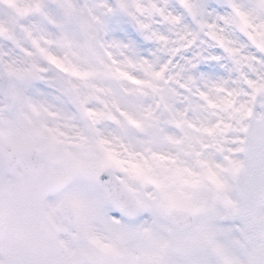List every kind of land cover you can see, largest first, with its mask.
Returning <instances> with one entry per match:
<instances>
[{
    "label": "rangeland",
    "instance_id": "rangeland-1",
    "mask_svg": "<svg viewBox=\"0 0 264 264\" xmlns=\"http://www.w3.org/2000/svg\"><path fill=\"white\" fill-rule=\"evenodd\" d=\"M206 29L222 48L205 47ZM2 69L16 103L0 95V145L35 144L55 160L65 187L44 204L66 254L80 264H248L253 244L227 210L264 88V0H0ZM105 166L132 191L134 220L113 214L95 178ZM65 202L75 226L57 211ZM178 208L195 215L188 231L172 221ZM111 242L126 252L106 250ZM183 243L195 257L179 254Z\"/></svg>",
    "mask_w": 264,
    "mask_h": 264
},
{
    "label": "water",
    "instance_id": "water-1",
    "mask_svg": "<svg viewBox=\"0 0 264 264\" xmlns=\"http://www.w3.org/2000/svg\"><path fill=\"white\" fill-rule=\"evenodd\" d=\"M119 8L133 28L138 29L134 17L123 6ZM0 93L10 106L14 105L15 95L4 72L0 74ZM255 103L257 108L264 109V91L257 95ZM245 159L246 164L236 177L241 204L230 210V216L249 221L254 231L260 232L256 238L264 240V216L258 215L264 205V115L261 118L255 113L251 115ZM17 165L23 174L17 173ZM53 167L54 160L36 146L11 152L0 147V254L4 258L0 264H76L63 254L61 229L43 206L47 196L58 193L64 186L55 177ZM97 178L112 202L133 217L137 206L114 170L106 167L97 173ZM58 210L64 219L75 222L73 207L62 204ZM173 219L182 230L193 222L192 215L181 210L174 212ZM180 251L186 256L194 254L187 246H181Z\"/></svg>",
    "mask_w": 264,
    "mask_h": 264
},
{
    "label": "bare ground",
    "instance_id": "bare-ground-1",
    "mask_svg": "<svg viewBox=\"0 0 264 264\" xmlns=\"http://www.w3.org/2000/svg\"><path fill=\"white\" fill-rule=\"evenodd\" d=\"M203 36H204L203 42L206 48H210L211 45H213L214 48L223 47L224 42L223 41L220 42L219 39L213 38L208 32V29L204 31Z\"/></svg>",
    "mask_w": 264,
    "mask_h": 264
},
{
    "label": "flooded vegetation",
    "instance_id": "flooded-vegetation-1",
    "mask_svg": "<svg viewBox=\"0 0 264 264\" xmlns=\"http://www.w3.org/2000/svg\"><path fill=\"white\" fill-rule=\"evenodd\" d=\"M147 264H149V263H147ZM151 264H154V263H151Z\"/></svg>",
    "mask_w": 264,
    "mask_h": 264
}]
</instances>
